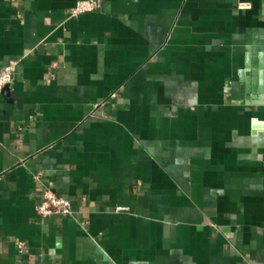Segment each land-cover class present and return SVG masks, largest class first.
<instances>
[{
  "label": "crops",
  "instance_id": "0c3cea01",
  "mask_svg": "<svg viewBox=\"0 0 264 264\" xmlns=\"http://www.w3.org/2000/svg\"><path fill=\"white\" fill-rule=\"evenodd\" d=\"M76 1L0 0V264H264V0Z\"/></svg>",
  "mask_w": 264,
  "mask_h": 264
},
{
  "label": "built area",
  "instance_id": "2783aa9c",
  "mask_svg": "<svg viewBox=\"0 0 264 264\" xmlns=\"http://www.w3.org/2000/svg\"><path fill=\"white\" fill-rule=\"evenodd\" d=\"M101 0H77L69 9V15L75 16L83 12L95 10L100 6ZM239 7H249L247 2H240ZM11 62L0 69V97L3 88L10 84L13 79V66ZM36 214L40 219L48 218L52 215L67 216L73 213L71 202L68 198L58 195L51 188L46 187L42 190L41 198L35 207ZM18 246L23 248L22 242L18 241Z\"/></svg>",
  "mask_w": 264,
  "mask_h": 264
},
{
  "label": "water",
  "instance_id": "95a60500",
  "mask_svg": "<svg viewBox=\"0 0 264 264\" xmlns=\"http://www.w3.org/2000/svg\"><path fill=\"white\" fill-rule=\"evenodd\" d=\"M260 89V88H259Z\"/></svg>",
  "mask_w": 264,
  "mask_h": 264
}]
</instances>
